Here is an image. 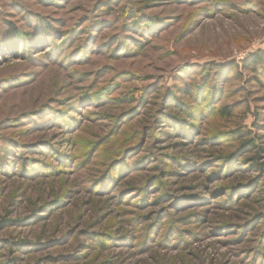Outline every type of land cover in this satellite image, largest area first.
Wrapping results in <instances>:
<instances>
[{"label": "rangeland", "instance_id": "obj_1", "mask_svg": "<svg viewBox=\"0 0 264 264\" xmlns=\"http://www.w3.org/2000/svg\"><path fill=\"white\" fill-rule=\"evenodd\" d=\"M0 43V264H264V0H0Z\"/></svg>", "mask_w": 264, "mask_h": 264}, {"label": "trees", "instance_id": "obj_2", "mask_svg": "<svg viewBox=\"0 0 264 264\" xmlns=\"http://www.w3.org/2000/svg\"><path fill=\"white\" fill-rule=\"evenodd\" d=\"M1 44V43H0ZM257 56H259L260 58L258 59V57ZM262 56H263V53H258L257 55H256V57H255V55L252 57V60H251V64H250V66L248 67V69H253V68H255L256 67V65H258V64H260L261 63V59H262ZM226 108H221L220 110H219V113H222L224 116L225 115H229L230 114V112L228 111V110H225ZM243 145H245V146H248V148L249 149H254V150H257V145H256V143H255V141L254 140H251V139H249L248 141H245V142H243L242 143ZM263 149H260V151H262ZM252 168L255 170V171H257L260 175H261V178H262V180H260V181H262V183H263V185H264V162H259V158H258V155H256L253 159H252Z\"/></svg>", "mask_w": 264, "mask_h": 264}]
</instances>
